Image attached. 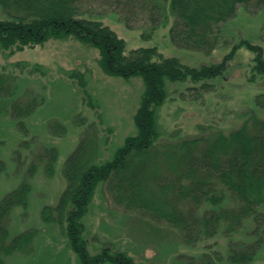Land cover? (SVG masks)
<instances>
[{"label": "rangeland", "instance_id": "374dc122", "mask_svg": "<svg viewBox=\"0 0 264 264\" xmlns=\"http://www.w3.org/2000/svg\"><path fill=\"white\" fill-rule=\"evenodd\" d=\"M125 2L89 0L80 8L83 16L101 21L123 39L126 53L155 48L160 57L174 58L194 69L225 60L222 73L212 79H164L166 97L156 111L159 139L175 142L215 132L227 134L251 115L264 120V108L256 104L257 97L264 99V75L255 71V53L245 44L260 47L264 57V7L237 8L220 27L216 47L205 52L185 49L172 41L170 30L175 20L169 0H139L134 6ZM4 18L0 10V20ZM99 60L95 48L74 36L50 38L12 54L0 50V75L8 79L15 93L12 99L0 98V200L29 180L26 214L14 208L8 230L10 238L29 229L37 232L30 254H13L4 264H80L57 215L55 222L46 224L41 221V211L56 206L65 189L63 165L83 140L92 162L102 165L113 159L126 138L136 135L134 115L146 91L141 76L108 75ZM74 73L82 75L94 107L84 99ZM13 102L32 106L30 114L21 119L22 129L12 116ZM51 149L56 151V160L53 175L46 177L44 161ZM32 165L35 170L28 177ZM105 187L104 182L98 183L82 218L83 239L91 256L103 250L121 251L135 264H178L181 256L195 261L217 252L223 259L218 264H228L225 259L230 241H254L249 236L253 225L245 220L250 232L231 237L218 234L189 245L179 229L144 212L114 206ZM249 264H264V244Z\"/></svg>", "mask_w": 264, "mask_h": 264}, {"label": "trees", "instance_id": "16d2710c", "mask_svg": "<svg viewBox=\"0 0 264 264\" xmlns=\"http://www.w3.org/2000/svg\"><path fill=\"white\" fill-rule=\"evenodd\" d=\"M86 1L89 0H0V10L5 16L0 20V50L12 54L43 44L50 38L74 36L98 51L104 73L123 78L141 76L146 86L134 115L136 135L126 138L113 159L102 165L92 162L83 140L63 165L64 191L54 208L42 209L41 221L55 222L57 215L68 246L78 256L80 264H135L121 251L103 250L96 256L89 255L83 239L82 218L98 183L104 182L114 206L144 212L153 220L179 229L192 246L218 234L231 237L239 232H250L244 223L249 220L253 225L249 236L254 241L247 244L244 240L230 241L225 261L251 263L264 244V120L251 115L241 127L227 134L215 132L175 142L159 139L156 111L166 97L164 79L170 82L212 79L222 73L225 60L194 69L182 66L174 58L160 57L155 48L126 53L123 39L114 31L101 21L82 15L80 6ZM125 1L134 6L139 0ZM240 6L260 9L264 7V0H169L170 13L175 20L170 37L185 49L210 52L217 45L220 27ZM245 44L255 53V71L264 75L261 48ZM237 47L239 45L232 52ZM73 76L79 79L84 99L94 107L82 75L74 73ZM7 81L0 75L2 99L14 98L15 93ZM256 104L264 108V99L257 97ZM11 109L22 129L21 119L30 114L32 106L13 102ZM48 152L44 174L51 177L56 151ZM34 170L32 165L28 177ZM30 189L29 180H24L0 200V264L13 254L31 252L36 230L29 229L11 238L8 230L14 208L26 214ZM203 206V212L198 214ZM222 260L220 254L214 252L195 261L181 256L176 262L218 264Z\"/></svg>", "mask_w": 264, "mask_h": 264}]
</instances>
